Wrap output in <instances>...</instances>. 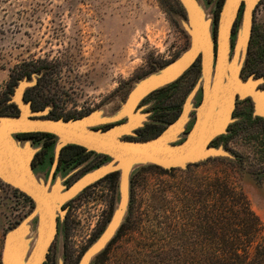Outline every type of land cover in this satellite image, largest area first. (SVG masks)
Instances as JSON below:
<instances>
[{"label":"rangeland","instance_id":"374dc122","mask_svg":"<svg viewBox=\"0 0 264 264\" xmlns=\"http://www.w3.org/2000/svg\"><path fill=\"white\" fill-rule=\"evenodd\" d=\"M224 1L196 0L212 21L215 39L216 16ZM246 11L242 4L231 39V60ZM192 46L183 0H0V116L20 114L15 96L20 84L27 82L24 99L41 115L81 119L100 112L106 118L116 117L138 84L172 65ZM240 60L242 79H256L264 91V0L252 11L251 34ZM215 64L214 58V68ZM12 75L16 83L11 91ZM177 82L175 95L158 93ZM163 88L139 103L138 111L148 120L134 137L127 138L139 140L143 137L139 131L149 124L167 128L169 124L159 117L176 111L179 117L187 107L185 132L176 143L185 140L204 97L202 54L179 79ZM126 121L121 118L110 125ZM19 138L37 151L33 169L41 157L46 160L43 173L34 169L35 175L46 182L51 179V184L59 180L67 190L112 161L86 150L67 158L63 150L68 146L58 158L56 139ZM43 142L47 146L41 152ZM210 147L226 154L212 156L198 163V168L167 172L151 164L135 165L129 173L125 215L114 236L89 264H163L160 258L169 264L174 256L184 260L207 255L209 250L199 233H184L183 225L191 223V214L173 193L177 184H198L205 175L219 174L236 182L264 225V118L255 115L252 99L236 100L226 133ZM62 154L65 160L60 163ZM112 174H117L114 183L103 177L62 205L58 235L44 264H81L102 237L122 201L121 172ZM35 208L30 196L0 179V264H4L9 233L26 222L31 227L24 242L34 248L39 234ZM200 211L198 205L193 214L200 215Z\"/></svg>","mask_w":264,"mask_h":264},{"label":"water","instance_id":"95a60500","mask_svg":"<svg viewBox=\"0 0 264 264\" xmlns=\"http://www.w3.org/2000/svg\"><path fill=\"white\" fill-rule=\"evenodd\" d=\"M183 1L189 15L192 48L169 67L138 84L118 116L106 118L99 112L81 119L50 118L36 113L26 103L23 94L27 82L20 84L15 96L20 114L0 116V179L34 200L39 234L34 248L30 250L24 242L31 227H28V222L9 233L4 264H44L58 235L62 205L92 182L120 171L122 201L107 230L81 263L89 264L114 236L125 215L129 173L135 165L151 164L164 170H186L212 156L226 154L224 150L217 151L210 145L226 133L238 98L252 99L255 115L264 118V91L259 89V82L254 78L245 81L240 76V53L246 50L251 34L252 11L261 0H225L215 23L216 39L211 33L212 21L207 18L203 7L196 0ZM242 4L247 6V11L236 53L231 60V39ZM199 54L203 57L204 97L197 109L194 127L185 140L176 143L185 132L189 114L187 107L156 138L143 141L127 138L134 137L148 120L138 111L139 103L155 90L179 79ZM121 118L127 119L125 124L110 125ZM105 125L107 129H103ZM33 133L54 135L58 142V158L64 147L74 145L107 156L112 161L67 190L61 181L51 184V179L46 182L33 172L37 151L29 142L19 138L20 135Z\"/></svg>","mask_w":264,"mask_h":264},{"label":"trees","instance_id":"16d2710c","mask_svg":"<svg viewBox=\"0 0 264 264\" xmlns=\"http://www.w3.org/2000/svg\"><path fill=\"white\" fill-rule=\"evenodd\" d=\"M220 12L219 9L216 21L219 19ZM15 83V76L12 75L9 84L11 91ZM177 84L178 82L163 88L158 93L171 91L170 95H175L174 87ZM174 107L177 105L175 104ZM34 109H37L36 105H34ZM178 115L179 112L176 111L171 114L167 113L165 116L162 115L159 119L170 124ZM168 116H170L169 119ZM52 118L60 117L52 116ZM64 119H71V117L66 116ZM164 128L163 125L149 124L139 131L140 136L143 135L139 140H147L151 136H156ZM20 136L56 139L54 135L43 133ZM64 152L66 157L70 158L77 152L84 153L86 151L84 148L70 145L63 150ZM191 167L198 168L200 164ZM170 171L176 172L177 170ZM116 176L117 174H111L105 179L114 183ZM173 193L176 201L191 214L188 217L191 223L188 227L183 225L185 226L184 233L189 236H196L199 233L209 253L202 258L193 256L184 260L180 256H174L173 259H169V261L171 260L169 264H264V225L253 211L250 201L241 187L231 178L219 174L205 175L198 184L186 182L177 184ZM198 205L201 210L200 215L193 214ZM211 250L217 252H210ZM159 262L166 264L164 258H160Z\"/></svg>","mask_w":264,"mask_h":264},{"label":"flooded vegetation","instance_id":"af4514ba","mask_svg":"<svg viewBox=\"0 0 264 264\" xmlns=\"http://www.w3.org/2000/svg\"><path fill=\"white\" fill-rule=\"evenodd\" d=\"M46 146H47V142H43L42 145H41L40 151L42 152L43 150H45L46 149ZM50 158L51 157L48 156L47 157V160L50 159ZM41 159H42V157L39 159L40 160L39 161L40 163H38V161H37L38 159H36L37 162H34V169H36L38 173H43V170H44V167L43 166L46 163V160H41ZM64 160H65V156L62 154V156L60 158V163L64 162Z\"/></svg>","mask_w":264,"mask_h":264}]
</instances>
